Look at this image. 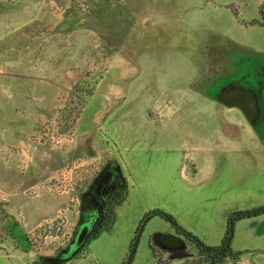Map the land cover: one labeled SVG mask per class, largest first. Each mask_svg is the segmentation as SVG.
<instances>
[{
	"label": "rangeland",
	"instance_id": "1",
	"mask_svg": "<svg viewBox=\"0 0 264 264\" xmlns=\"http://www.w3.org/2000/svg\"><path fill=\"white\" fill-rule=\"evenodd\" d=\"M228 83L264 96V0H0V264L65 249L107 163L113 224L65 264H201L144 218L217 246L229 213L264 206V104L252 127L207 97ZM232 249L264 264V215Z\"/></svg>",
	"mask_w": 264,
	"mask_h": 264
},
{
	"label": "water",
	"instance_id": "2",
	"mask_svg": "<svg viewBox=\"0 0 264 264\" xmlns=\"http://www.w3.org/2000/svg\"><path fill=\"white\" fill-rule=\"evenodd\" d=\"M215 101L227 108L238 109L247 122L256 126L263 114L262 97L254 87H240L234 84L223 87L215 96ZM119 181L124 184V179L117 169ZM102 176V173L99 177ZM82 219L76 226V230L69 245L56 257H39L40 264H58L59 261H70L84 247L94 230L95 224L102 212V201L96 190H90L81 197ZM155 243L163 250H181L185 246L184 240L175 235L156 234Z\"/></svg>",
	"mask_w": 264,
	"mask_h": 264
},
{
	"label": "trees",
	"instance_id": "3",
	"mask_svg": "<svg viewBox=\"0 0 264 264\" xmlns=\"http://www.w3.org/2000/svg\"><path fill=\"white\" fill-rule=\"evenodd\" d=\"M262 14L263 12L260 11ZM229 85L226 84L224 85L227 86ZM262 87H264V84L262 83ZM221 87L220 89H222ZM208 93V92H207ZM217 95V94H216ZM210 93L207 94V97L210 99L215 100V96ZM262 97V104H264V96L262 93H260ZM123 195L120 196L119 193H116L113 198L108 202L107 207H108V218L106 224L100 228L98 231H96L90 238L94 239L101 230L103 229H108L112 226L113 224V218H114V213H113V206L116 204V206L122 201ZM264 215V206H259L251 209H246V210H238L231 212L227 215V222H226V232L225 235L221 241V243L217 246H209L203 243L201 240H199L196 236L191 234L190 232L184 230L182 227H180L175 218L171 216L170 214H167L164 211L161 210H155L151 213H149L147 216L144 218V222L148 221L150 218L153 216H158L171 224L173 228H175L176 233L178 236L183 237L187 242L190 244H193L195 249L197 250L198 256H199V262L201 264H224L227 261H233L237 262L239 261L240 257L244 253L243 251H234L232 249V241L234 237V228L235 224L237 222H240L242 220L246 219H252V218H258L260 216ZM89 240V241H90ZM136 247V246H135ZM134 255H135V248L131 250L130 255L127 257V259L123 262V264H132L134 260ZM68 261H59L58 264H65Z\"/></svg>",
	"mask_w": 264,
	"mask_h": 264
},
{
	"label": "flooded vegetation",
	"instance_id": "4",
	"mask_svg": "<svg viewBox=\"0 0 264 264\" xmlns=\"http://www.w3.org/2000/svg\"><path fill=\"white\" fill-rule=\"evenodd\" d=\"M256 87H254V88L257 91L258 89ZM257 92L260 93L259 90ZM101 173H102V176L99 177V175ZM123 186H124V184L119 181V177H118V174H117V167L116 166H113L112 167V166H110V164L107 163L102 168V170L99 172V174L96 176V178L94 179V181L90 184V186L87 188V190L80 195V210H79V220H78V223L80 222V220L82 219V216H83V213H82V210H81V207H82L81 197H82V195L84 193H87L90 190H96L99 198L102 201V212H101V214H100V216H99V218H98V220H97V222L95 224V227H94L93 232L91 233L90 237L88 238V241L90 240L91 236L96 231H98L100 228H102L106 224L107 218H108L107 217L108 216V211H107L108 210V207H107V204L113 198V196L116 193L120 192L119 191V188H121V187L123 188ZM78 223H77V225H78ZM75 230H76V227H75ZM74 233H75V231H74ZM74 233H73V236H74ZM85 246H86V244L78 252V254H80L84 250ZM60 252L58 253V255L60 254Z\"/></svg>",
	"mask_w": 264,
	"mask_h": 264
},
{
	"label": "crops",
	"instance_id": "5",
	"mask_svg": "<svg viewBox=\"0 0 264 264\" xmlns=\"http://www.w3.org/2000/svg\"><path fill=\"white\" fill-rule=\"evenodd\" d=\"M227 123H228V121H227ZM228 124H230V125H232V126H234V127L236 128V124H235V122L229 120V123H228Z\"/></svg>",
	"mask_w": 264,
	"mask_h": 264
}]
</instances>
